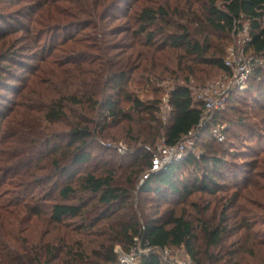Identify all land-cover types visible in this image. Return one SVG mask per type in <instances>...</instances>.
<instances>
[{
	"label": "trees",
	"instance_id": "16d2710c",
	"mask_svg": "<svg viewBox=\"0 0 264 264\" xmlns=\"http://www.w3.org/2000/svg\"><path fill=\"white\" fill-rule=\"evenodd\" d=\"M14 15L20 16L16 25L11 23ZM122 18L120 27L115 22ZM1 22L0 90L4 86L15 99L11 109L0 110L5 119L0 123V194L4 175L13 179L10 186L23 187V192L32 186L36 193L31 200L40 204L27 203L21 209L32 213L34 224H42L51 237L39 244L17 235L0 241V264H125L117 247L128 255L146 251L141 264H161L153 250L165 247L185 249L196 264H243L238 257L243 249L223 246L232 217L236 232L247 234L251 247L264 246V232L254 231L256 219L264 216V70L255 67L248 89L235 91L240 98H230L232 106L215 112L200 127L205 106L190 86L213 71L230 70L226 41L244 29V22L250 35L246 52L264 56V0H21ZM47 35L52 43L46 48ZM214 35L220 44L213 41ZM20 39L22 52L14 45ZM166 50L181 52L174 68L162 60ZM26 52L35 53L25 57ZM20 55L37 65L21 61ZM13 64L28 75L20 78ZM180 72L186 74L185 84L167 90L159 83L167 74L176 77ZM133 82L151 87L155 96L142 99L131 88ZM250 93L256 98L246 96ZM165 94L172 106L167 121L159 116ZM249 102L261 103L252 110L260 123H251L235 105L252 109ZM229 111L237 118L228 117ZM11 116L26 121L14 128L9 125ZM215 125L224 127V140L213 135ZM118 127L128 143L123 155L100 139ZM192 130L197 131L194 146L153 170L160 143L174 146ZM8 134L13 150L7 158H19L20 168L4 161ZM232 140L254 143L246 145V152H234L228 146ZM249 155L254 157L244 166L248 171L223 203L220 222L202 224L208 248L220 249L219 255L200 254L187 212L161 211V203L185 201L196 191L217 194L218 181L234 174L236 165L228 157ZM147 174L138 187V179ZM142 193L159 199L141 197ZM145 204L156 210L147 213ZM3 208L0 204V213ZM74 219L78 224L72 228L67 221ZM89 236L95 238L89 242L95 247L83 242Z\"/></svg>",
	"mask_w": 264,
	"mask_h": 264
},
{
	"label": "rangeland",
	"instance_id": "374dc122",
	"mask_svg": "<svg viewBox=\"0 0 264 264\" xmlns=\"http://www.w3.org/2000/svg\"><path fill=\"white\" fill-rule=\"evenodd\" d=\"M21 0H0V26L4 25L1 22V18L2 16L6 15L7 13H10L12 11H14L15 9H17L19 7V2ZM220 1V0H219ZM219 4H221V2H219ZM127 8V6L125 7ZM125 10V9H124ZM20 16L19 15H14V17H12L11 19V23L16 25L18 24V18ZM124 20L123 18L116 23V25H119L120 27H122ZM243 25L247 26V23L244 22ZM239 31V30H238ZM235 32V33H231L229 35V38L226 41V57L229 54L231 49H237V47H242V45H244V41L246 38V34L245 33H241L238 34L239 32ZM241 31V30H240ZM121 36H118V39ZM43 39L46 41V48L49 47L52 43V41L50 40V35L44 36ZM213 41H215V43L220 44L221 39L218 36H213ZM17 42H21L20 40H16L14 42V45H16L15 49H19V47L17 46ZM246 45V44H245ZM23 47V46H22ZM246 46L245 49L243 50V55H248V53L246 52ZM21 50L22 52V48L19 49V51ZM43 51L45 52V48L43 49ZM35 52H26L23 53L25 55V57H33V54ZM181 55L180 51H176V50H166L163 54H162V60H164V64L168 65L172 68H174L178 63H179V57ZM166 57V59H165ZM225 57V58H226ZM20 59H23L21 61L25 60V63L29 62V59L27 58H22V56H19ZM164 58V59H163ZM32 63L33 65H37L36 61L33 62H29ZM8 65V64H6ZM11 68H13V71H17V75L21 78H24L28 75L27 72H25V70H22V68H20L19 65L13 64L11 65ZM164 68V67H163ZM163 68H160L159 70H162ZM185 73L184 72H180L176 77L174 76H169V74H167L166 78L164 80H162L161 82H159L162 87H165L167 90L170 89L171 87H174L176 84L180 83V84H185L184 77H185ZM203 79L201 81H199L198 83L191 81L190 86L192 88H194V92L196 93L198 91V89L205 87L208 84L211 83H217L220 81H224L226 82L227 79H224V73H219L217 71H213V73L208 76V77H202ZM13 83H17L18 82H13ZM3 89L0 90V110H4L6 111V109H11L12 104L10 103V101H12L14 98V95L11 94V92H8L6 90H4V86H2ZM131 88L135 89L137 91V94L142 98V99H149V98H153V96H155V93H153V89L147 88L139 83H132L131 84ZM247 88L245 89H238V87H233V89L231 90L229 97H227L226 100V108L228 109L229 106H232L231 102L229 104V99L230 98H240V96H238L236 94V90H240V91H244L247 90ZM166 90V91H167ZM194 93V94H195ZM160 96V94H157ZM156 95V96H157ZM196 94V99L199 100L197 98ZM247 97L250 98H256V95L253 93L247 94ZM5 97H7V100H5ZM250 100V99H249ZM238 109L242 110V113H247V117H249V121L251 123H260V121L262 120L261 117H256V113L252 112L253 109L257 108L259 105H261V103H257L254 104L252 102H249V105L251 107H253L252 109L246 107V105H241V104H235ZM233 112H228L227 116L228 117H235L236 113ZM241 114V112H240ZM245 114H242L243 117H246ZM237 118V117H235ZM4 122L5 119L1 120L0 118V123ZM10 121L9 125H11V127L14 128H19L23 126V122H25L26 120L23 119L22 117L16 118L14 116H11V118L8 120ZM19 121H21V125H19ZM259 126V125H257ZM264 129V125H262ZM260 129V128H259ZM121 129L118 127L114 130H112L110 133V136L108 138H100L101 142L106 143L107 147H112L115 148V150L117 151V153L123 155L127 149H128V143L123 139L122 134H121ZM224 130V129H223ZM240 128L239 127H234L233 131H239ZM242 134L246 135L245 131L242 130ZM197 131L193 132V134L188 137L186 145L187 147L191 148L194 146V144L197 142ZM9 134L6 136H4V161L7 163L10 159L7 158L6 153H10L12 152L13 148L12 146H10L9 141L10 139H8ZM225 138V135H224ZM6 139V140H5ZM224 140V139H223ZM241 141V140H240ZM242 143L238 142L237 140H232L231 144H228L233 146L232 148L230 147L229 150L230 151H234V152H246L245 151V147L246 145H250L253 143H245L243 144V141H241ZM119 148H123V152L121 153L118 149ZM198 151V150H196ZM242 155H247L242 154ZM176 156V155H175ZM254 156L249 155L247 158H242L239 157L237 159H232L230 157H228V161L231 163H234L236 166L234 167V174H232V178H228L227 180H221L218 181V185L220 186V190L218 191L217 194H207L204 191H196L194 192L191 196L188 197L187 200H179L178 198L173 199L172 201H170L167 204H163L161 203V211H164L166 209L169 208H174L176 210V213L178 215H182L184 214V212L186 213V217L191 219V221L194 224V228H195V233H196V237L197 239L196 241V246L199 250L200 254L205 255V253H209L212 254L213 256L217 257L219 255V250L218 248H212L209 249L206 243V239H205V233L203 231L202 228V224L205 225H217L220 220L222 219V205L223 203H225L227 197L229 195H231V193H233V191L236 190V187H240V185L243 182V178L245 177L248 168H244V166L248 165L249 161L251 159H253ZM19 158L17 157H13L11 158L10 162H15L17 164ZM16 167L20 168L22 167L21 165H16ZM85 170V166H82V171ZM189 173V171H185L184 172V178L185 176ZM230 174L228 173V176ZM9 177V176H8ZM142 177V176H141ZM13 179L7 178L6 179V175H4V192L2 194H0L1 198H0V204H4V208L2 209L3 212L0 213V241H4L5 239H9V241H11L10 236H20L22 237L21 241H25L27 239H32L34 240L37 244H39L42 240H48L51 235H45V227H42V224L40 225L41 227H37L34 223H35V219H31L32 213H28L25 212L26 210H22L21 207L25 206L28 203V206H38V204H40V202L38 200L32 202L31 198L34 195L35 190L32 186H27L24 190L25 192H23V187L20 188H15L14 186H10V183ZM144 177L143 178H139L138 179V184L140 186L143 185L144 183ZM18 191V192H16ZM33 194V195H32ZM82 192H78V197H82ZM141 197H148L149 199H159L158 196H154L153 194H149V193H142L140 195ZM137 197V194H136ZM137 199V198H136ZM75 200H73L74 202ZM173 202V203H172ZM20 206V208L18 209V207ZM43 205V204H41ZM47 205V204H44ZM145 207L147 209V213H153L156 209H155V205L153 207H151L150 204H145ZM22 210V211H21ZM137 212H141V211H137ZM262 213L264 211H261ZM93 217V214H92ZM235 221L234 218L232 217L231 220L228 222L229 223V231L225 234V242L223 244L224 248L226 250H232L236 251V250H240L243 249L242 252H240L238 255V257L240 258L241 262L243 264H264V246H256V247H251L252 242L249 240L247 234H244L243 231L241 232H236V225H235ZM256 228H255V232H264V216H260L258 218V220L256 219ZM68 225H73L72 228H75V225L78 224V220L74 219V220H68L67 221ZM99 227V226H98ZM97 227V228H98ZM4 231V237H2V232ZM57 235V234H56ZM78 237L79 239L83 238L81 236H75ZM41 238V240H40ZM95 239L93 236H89L88 239H86L85 241H83L89 248L91 247H95V244H89V242ZM239 240H241V242H239V244L235 245V243H237ZM8 241V242H9ZM173 249V248H172ZM209 249V252H208ZM117 253L121 256L122 254H124V261L120 258L121 262L126 263L131 262L132 264H134L135 261H138L137 256L134 255V253H131L130 255H128L127 253H125L121 247H117L116 248ZM173 252L178 254L179 256H188V254L186 253L185 249L183 248H179V249H173ZM137 254V253H135ZM195 262V261H194ZM210 264V263H207Z\"/></svg>",
	"mask_w": 264,
	"mask_h": 264
},
{
	"label": "built area",
	"instance_id": "2783aa9c",
	"mask_svg": "<svg viewBox=\"0 0 264 264\" xmlns=\"http://www.w3.org/2000/svg\"><path fill=\"white\" fill-rule=\"evenodd\" d=\"M238 32V34L245 33L246 38L242 47L231 49L225 58L226 66L230 69L227 73H224V79H227V81L224 82L222 80L217 83L208 84L205 87L198 89L196 93L194 92V88L191 87L195 93V97L196 94H198L197 98L199 101H202L205 106L202 118L197 127L205 125L209 121V117H212L215 112L224 110L226 108V100L227 97H229L233 87L245 89L249 86V81L252 78L255 67H261L264 70V56L243 55V50L250 40L249 26H245L243 30H239ZM159 108L160 118L163 121H167L170 118V114L172 112L169 94H165L163 96ZM223 128L224 127L220 125H215L212 128L213 135H215L219 141L224 139V135L222 133ZM193 132L195 131H190L182 141L174 146H167L164 142L160 143L157 148V153L154 154L152 158L153 170H159L174 159L181 158L187 149V139L193 134ZM118 150L121 153H124L123 148H119ZM147 177L148 174L144 175V179ZM153 252L159 257L161 264H196L189 255L181 257L174 253L173 249L170 247L156 248L153 250ZM146 253V251L138 254L134 253L138 259V261H135L136 264H141V260ZM120 258L124 261V254H122ZM126 263L132 264L128 261Z\"/></svg>",
	"mask_w": 264,
	"mask_h": 264
},
{
	"label": "bare ground",
	"instance_id": "6f19581e",
	"mask_svg": "<svg viewBox=\"0 0 264 264\" xmlns=\"http://www.w3.org/2000/svg\"><path fill=\"white\" fill-rule=\"evenodd\" d=\"M134 264H136V262H134Z\"/></svg>",
	"mask_w": 264,
	"mask_h": 264
}]
</instances>
